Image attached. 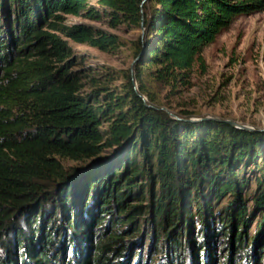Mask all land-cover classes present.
Here are the masks:
<instances>
[{"label": "trees", "instance_id": "1", "mask_svg": "<svg viewBox=\"0 0 264 264\" xmlns=\"http://www.w3.org/2000/svg\"><path fill=\"white\" fill-rule=\"evenodd\" d=\"M88 1L0 0V264H132L145 237L138 264H264V131L191 121L154 91L186 85L264 0ZM66 16L139 25L146 52L85 67L69 41H126Z\"/></svg>", "mask_w": 264, "mask_h": 264}, {"label": "rangeland", "instance_id": "2", "mask_svg": "<svg viewBox=\"0 0 264 264\" xmlns=\"http://www.w3.org/2000/svg\"><path fill=\"white\" fill-rule=\"evenodd\" d=\"M88 5L99 8L97 0ZM67 24L84 23L94 25L126 41V46L114 52H102L87 45L69 41L85 67L95 71L107 68L113 71L131 69L135 56L130 42L143 35L141 27L124 24L116 29L107 27L108 18L92 21L84 17L66 16ZM204 64L196 65L186 85L176 90L158 87L156 97L173 112L186 111L195 116L219 118L233 121L257 130H264V12L237 17L232 25L223 31L216 42L204 50ZM117 84L119 82H116ZM146 98V97H145ZM147 99V98H146ZM66 168L78 166L67 161ZM256 228L254 223L252 232ZM145 229V228H144ZM145 232V231H144ZM148 237L142 242L141 257L133 260L138 264L146 259L151 247ZM161 259L165 254H160ZM156 257L153 253L152 259ZM222 257V255H221ZM220 261V258H218ZM152 261H149V264ZM160 261H153L159 264ZM262 261L261 263H263ZM221 264V263H219Z\"/></svg>", "mask_w": 264, "mask_h": 264}, {"label": "water", "instance_id": "3", "mask_svg": "<svg viewBox=\"0 0 264 264\" xmlns=\"http://www.w3.org/2000/svg\"><path fill=\"white\" fill-rule=\"evenodd\" d=\"M142 26L144 28V25H143V22H142ZM146 52V49L144 48L141 53L138 55V57H136L133 61V66L144 56ZM131 70L133 71V67H131ZM135 88L138 89V86L135 85ZM143 100L146 101V98L143 97ZM166 110V109H165ZM170 115L175 118V119H179L175 114L171 113L170 112ZM206 119H214V120H218V121H225L227 123H229L230 125L234 126V127H237V128H240V129H245V130H251V131H254L255 129L251 128V127H248V126H245V125H239L233 121H230V120H222V119H219V118H206ZM191 121H195L194 119H191ZM264 131V130H263Z\"/></svg>", "mask_w": 264, "mask_h": 264}]
</instances>
